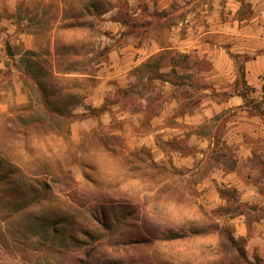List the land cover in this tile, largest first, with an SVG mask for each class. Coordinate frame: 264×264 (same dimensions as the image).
I'll return each instance as SVG.
<instances>
[{
  "label": "rangeland",
  "instance_id": "374dc122",
  "mask_svg": "<svg viewBox=\"0 0 264 264\" xmlns=\"http://www.w3.org/2000/svg\"><path fill=\"white\" fill-rule=\"evenodd\" d=\"M172 42L170 0H0V264H264L234 233L264 232V165L239 167L258 194L217 180L255 140L229 130L264 119V71L230 54L212 80ZM128 44L162 49L126 75Z\"/></svg>",
  "mask_w": 264,
  "mask_h": 264
},
{
  "label": "crops",
  "instance_id": "0c3cea01",
  "mask_svg": "<svg viewBox=\"0 0 264 264\" xmlns=\"http://www.w3.org/2000/svg\"><path fill=\"white\" fill-rule=\"evenodd\" d=\"M197 5L200 6V12L195 13L194 7ZM243 6H249L252 12L241 14ZM180 29L182 30L181 35L178 33ZM170 40H173L168 47L170 49L184 55L193 52V54L197 53L199 58L210 59L211 76L209 78L212 80L215 79H213L214 74H216L215 76L219 75L217 70L222 73L223 70L234 68L230 54L242 55L245 57L246 77L250 83H256L259 74L264 71V0H170ZM161 49L157 46V48L153 47L148 51L143 47L123 45L119 51L121 55H119V63L122 60L133 61L132 54L134 56L137 54V57L125 68L121 66L120 71H125L127 75V71ZM202 64H204L203 61L196 62V64L190 63L188 70H200L204 68ZM173 67L178 68L179 65H171L170 69H175ZM196 72L203 76L205 74L204 71ZM201 100L204 99L201 98ZM239 102L240 97L237 95L228 97L225 104L216 103L213 106H208L203 101L200 103L199 109L195 110V115L192 114L191 117H214L223 109L232 107ZM229 132L234 135L237 132H247L255 140L243 141L240 138L236 140L237 142L234 143L235 158L237 159L236 169H219L217 180L236 185L243 197L258 194L257 191H254L253 186H246L247 183L242 177L244 174H241L243 172L239 170V167L243 164L241 162L243 159L248 160V163L251 161L252 165H254L252 160L264 165V119L256 112L250 113V117L245 121L233 122ZM256 138H259L260 141L258 142ZM210 145L211 148L213 145ZM198 147L200 149L205 146L200 143ZM190 158L194 159L192 155H184L182 161L189 164ZM254 224L255 227L251 226L252 228H257V230L264 228V221L261 223L257 221ZM250 230L245 222H240L235 224L234 233L236 236L240 235L246 238L248 253L253 255V252H256L264 258V232L258 230L256 233L258 235L250 236ZM257 237L261 240H256Z\"/></svg>",
  "mask_w": 264,
  "mask_h": 264
},
{
  "label": "water",
  "instance_id": "95a60500",
  "mask_svg": "<svg viewBox=\"0 0 264 264\" xmlns=\"http://www.w3.org/2000/svg\"><path fill=\"white\" fill-rule=\"evenodd\" d=\"M6 52L8 55H13V51L9 43H6Z\"/></svg>",
  "mask_w": 264,
  "mask_h": 264
},
{
  "label": "trees",
  "instance_id": "16d2710c",
  "mask_svg": "<svg viewBox=\"0 0 264 264\" xmlns=\"http://www.w3.org/2000/svg\"><path fill=\"white\" fill-rule=\"evenodd\" d=\"M240 69H241V68H240ZM241 70L243 71V68H242ZM35 85H36V86H38V83H37V82H35ZM39 89H40V88H39Z\"/></svg>",
  "mask_w": 264,
  "mask_h": 264
}]
</instances>
